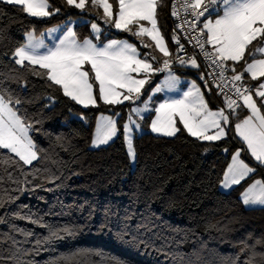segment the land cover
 <instances>
[{"label":"trees","instance_id":"trees-1","mask_svg":"<svg viewBox=\"0 0 264 264\" xmlns=\"http://www.w3.org/2000/svg\"><path fill=\"white\" fill-rule=\"evenodd\" d=\"M49 2L50 12L60 10L32 17L21 6L0 0V88L30 125L37 155L24 164L0 149V264H246L253 250L258 254L254 264H264L259 256L264 253V210H251L240 198L248 181H264V166L250 158L233 121L216 141L191 136L181 127L171 137L148 130L134 134L132 166L122 113L116 136L90 147L96 115L113 107L84 108L37 74L46 69L15 63V49L27 31L39 34L76 12L65 0ZM156 20L172 49L169 0H160ZM75 30L79 37L89 33L86 22ZM194 69L203 74L199 64ZM194 69L186 66L179 73L193 74ZM260 79L244 76L241 81L252 89ZM209 87L205 95L211 107L224 102ZM231 110L237 119L247 113ZM237 148L254 171L222 191L219 182Z\"/></svg>","mask_w":264,"mask_h":264},{"label":"snow or ice","instance_id":"snow-or-ice-1","mask_svg":"<svg viewBox=\"0 0 264 264\" xmlns=\"http://www.w3.org/2000/svg\"><path fill=\"white\" fill-rule=\"evenodd\" d=\"M4 2L21 6L22 11L32 17H47L60 10L57 8L50 12L49 0H4ZM159 2L160 0H117L118 7L114 19L113 5L109 0H90L93 9H103L105 23L113 24L116 29L130 32L137 37L146 34L155 41V46L160 52L168 57L170 53L157 28L156 11ZM88 3L89 0H66L67 5L81 10L85 9ZM183 10L186 14L190 11L196 22H199L201 17H205L203 27L198 30L196 43L202 50L204 43L213 46L214 52H205V56L220 67L221 77H223L224 62L244 60L246 52L253 59L250 63L245 61V71L251 74L252 79L264 77V58L255 59L257 54L264 55V0H185ZM172 15H179L175 5ZM213 15L216 16L215 19L208 18ZM144 21L148 22L150 27L141 23ZM184 22L191 23L188 20ZM191 27L195 28L196 25L192 23ZM92 28L99 32L97 24L93 23ZM26 35L27 43L15 49L14 56L17 57L15 63L24 65L27 61L28 65H39L40 68L46 69L45 73L37 74L46 75L48 80L62 87L65 96L81 105H95L94 83L98 84L99 99L107 104L132 100L134 94L138 96L147 82L146 79H136L132 74L141 72L147 74L153 70L150 63L137 58L139 53L136 47L126 40H112L103 47H98L90 39L79 42L73 29L68 28L62 37H58V43L49 47L42 38H36L33 32L29 31ZM200 36H206V40L202 42ZM173 39L179 42L178 38L173 37ZM254 41L260 46L249 50V46L253 45ZM180 62L185 61L181 59ZM191 63L196 66L195 60ZM168 64L169 61L166 59L164 66L168 67ZM85 65H90V69L85 70ZM169 79L174 81L175 77ZM242 79L243 73L232 76L234 82ZM259 89H264V83L259 84ZM244 91L248 92L249 89ZM235 92L237 96H242L245 106L251 111V115L235 125L236 131L245 142L251 156L264 165V114H261L251 95H244L239 87L235 88ZM256 95L264 98V91L257 90ZM12 103L11 96L6 97L3 89L0 88V149L14 153L24 164H31L37 155L33 150L34 144L28 136L30 125L24 124L17 111L10 106ZM15 103L18 104L20 101L17 100ZM227 104L232 108L236 101L228 98ZM133 111L138 110L133 109ZM156 113V119L151 124L153 132H162L167 136L175 135L178 129L175 127L174 118L178 115L184 128L192 136L209 141L218 140L225 134L224 129L220 127V121L222 119L226 123L228 119L223 111H209L198 89H195V92L189 90L184 93L183 99L160 104ZM105 119L107 123L97 129V138L94 141L97 145L107 143L115 133L114 122L110 118ZM209 128H216L218 131L215 135H207ZM128 152L131 157H135L130 139ZM239 156L240 152L237 151L232 157V163L225 174V188L239 184L254 171L247 163L240 160ZM242 202L251 210L257 208L264 210V181L256 180L252 183L242 193ZM52 235L56 234L52 233ZM257 256V252L253 250L246 264H254ZM259 256L264 259V253H260Z\"/></svg>","mask_w":264,"mask_h":264},{"label":"rangeland","instance_id":"rangeland-1","mask_svg":"<svg viewBox=\"0 0 264 264\" xmlns=\"http://www.w3.org/2000/svg\"><path fill=\"white\" fill-rule=\"evenodd\" d=\"M109 3H111L113 5L112 11L114 13L113 18L115 19V13H116L117 7H118L117 0H115V4H113L112 0H109ZM49 5H50V2H49ZM73 9L76 11L74 14L71 13V14H67V15L63 16V18L58 23L53 24V25L43 29L41 31V33L35 34L32 30H29V31L33 32V34L36 38H38V39L42 38L44 40L45 44L48 45L49 47H51L54 43H58V37H62L68 28L73 29V31L76 33V38L79 42L82 43L83 40L90 39L98 47H103L104 45L108 44L112 40H117V41L126 40L128 43L133 44L136 47L137 52L139 53L137 58L141 59V60H146L148 63H150L152 65V69H153L152 71H150L147 74H145L144 72H141L139 74H136V73L132 74L136 79H146L147 82L142 87L141 92L139 93L138 96H136L134 94V98L132 100H124L122 103L107 104L104 101L100 100L99 99V92H98V84L94 83L93 94H94V97L96 98V103H95V105L89 104L88 106H97L99 104L100 105L102 104V105H109V106L113 107V109L108 108L107 111H101L96 115V118L94 121V127L92 130V135H91V139H90V143H89L90 147L96 148L98 146L106 144V143H104V144H98L97 145L94 143V141L97 138L98 127L101 125H105L107 123V120L105 118H110L114 122L115 133L108 140V142L111 141L116 136V134L118 132L117 120L120 117V115L122 113H124V116H123L122 122H121L123 141H124V145H125V150L127 152L129 160H130V164L133 166L134 158L129 155L128 140L130 139L132 142L134 134H139V133L146 131V130H148L154 134H157V135L167 136V135L163 134L162 132H159V133L153 132L151 129L152 121L156 119V115H157L156 109L159 107L160 104L165 103L166 101L170 102L172 100L183 99L184 93L188 92L189 90H193V92H195V89H198L199 93L202 96L205 104L207 105V109L209 111H212V112L223 111L224 115L228 118L226 123L222 119L220 121V127H222L224 129V133H225L222 137H224L226 135L228 127L231 124V122L233 121V131H234L235 135L243 142L244 147L246 148L248 154L250 155V158L252 157L250 151L247 149L245 142L239 136V134L236 131V127H235V125L237 123L242 122L244 120V118L241 117L240 119H237L235 117L237 112L232 111L231 108L228 107V104L226 102H218L217 101L215 103V106L211 107V105L208 103V100H207L206 95H205V92H210L211 88L205 82H203L204 76L201 72L194 69L193 74H183V73H179L178 71L173 70V69L172 70H170V69L162 70L160 67V64L164 63V61L166 59L168 61H170V59H169L170 55L168 57H165L164 54L162 52H160V50L155 46V41H153L149 36H147L145 34L141 37H137V36L132 35L130 32L123 31L120 29H116L113 24L105 23L104 19H103V16H104L103 9L100 8V12H97L96 9H93L91 7V3H89V5L86 4L85 9H83V10L77 9L75 7H73ZM61 12H64V11L61 10ZM208 18L215 19L216 16L213 15V16L208 17ZM85 22L88 24L89 33L83 37H79L77 35L75 27H76V25L82 24ZM93 23L98 25V27H99L98 33L95 30H93V28H92ZM141 23L146 27H150V24H148V22H146V21L141 22ZM202 27H203V24H202ZM157 28L160 32V35L162 36V38L164 40V43L168 49V52L171 53L169 43H168L167 39L164 37V35L162 34V32L158 26V23H157ZM134 30H135V28H134ZM29 31H27L25 33L24 42L22 43V45L27 43V35L26 34ZM151 44L154 46V48L152 47L153 50L156 49L157 53L162 54L164 59L160 60V58L157 56V54H155L154 52L148 51L149 49H151ZM145 45H148V46L145 47ZM256 46H260L259 43L257 45L251 46V47L249 46V48H250L249 50H253L254 47H256ZM41 51H43V49H41ZM148 52L154 54L158 58L157 63H154L149 59V56H148L149 53ZM245 54H247V58L245 61L249 62L250 56H249L248 52H246ZM16 59H17V57H15V60ZM25 62H27V61H25ZM228 62H230L231 64L237 63V62H232V61H228ZM244 64H245V62H244ZM84 68H85V70H89L90 65H85ZM92 75L93 74L90 72V76H92ZM169 77H175V80L171 81L169 79ZM260 81L263 82L264 79H260ZM193 85H195V89H193ZM157 89H159V90H157ZM257 90H260V89H258L256 86H253V88L247 92V95L252 96V99L256 103L257 107L260 109L261 114H264V98H261L260 96L256 95ZM262 91H264V89ZM79 105L84 107V108L88 107V106L81 105V104H79ZM115 107H117V109H115ZM133 109H137L138 111H133ZM245 109L247 111V114L251 115V111H250V109L247 108V106H245ZM148 115H149V117L147 120V126H145L143 123H144L145 118ZM174 119H175V127L178 130L181 127L188 134H190L187 131V129L184 128V125L180 121V118L178 115ZM217 131L218 130L216 128H209L207 130L206 134L207 135H215ZM28 136L31 139V137L29 135V129H28ZM168 137H171V136H168ZM206 141H209V140H206ZM211 141H216V140H211ZM33 150L35 151V148ZM237 151L240 152L239 159L244 161L245 163H247L249 165V167H251V165L245 161V159L242 155V148L235 149L231 153L230 160H229V162H228V164H227V166L223 172L222 179L219 182L218 187L220 188V190H222V188H224V190H222V191H228L229 189H231L233 186L236 185V184L230 185V187H228V188L224 187L225 174L228 170L229 165L232 163V157L236 154ZM252 159L254 161H256L254 159V157H252ZM256 180L263 181L262 178H260V177L253 178L250 181H248L243 186V188L240 192L241 200H242V193Z\"/></svg>","mask_w":264,"mask_h":264},{"label":"built area","instance_id":"built-area-1","mask_svg":"<svg viewBox=\"0 0 264 264\" xmlns=\"http://www.w3.org/2000/svg\"><path fill=\"white\" fill-rule=\"evenodd\" d=\"M185 0H169L170 3V12L173 21L174 28L170 33L171 39V58L168 64V67L164 66V63L160 64L162 70H176L183 71L186 66H189L192 60H195L197 64L202 67L203 75L205 82L214 88L216 92L221 96L224 102L227 103V99L236 101V104L233 105L231 109H241L243 107V98L242 96H237L235 88L239 87L241 92L245 95V89H251L252 84L244 83L240 81H233L232 76L237 74L233 71V67L228 63L224 62L223 77H221V69L214 64L211 59L205 56V52H214L210 44L204 43L203 50L197 45L196 38L199 36V29L202 28L203 20L205 17H201L199 22L194 20V17L190 14H186L183 10V4ZM173 5L176 6V9L179 11L178 16L172 15ZM207 16V13H206ZM188 20L189 24H186L184 21ZM196 25L195 28L191 27V24ZM173 37L178 38V43ZM200 40L204 42L206 36H200ZM182 46V50L181 49ZM149 53V52H148ZM149 59L157 63L158 58L152 54H148ZM154 58V59H153ZM179 58V59H178ZM185 61L181 63L180 60Z\"/></svg>","mask_w":264,"mask_h":264},{"label":"crops","instance_id":"crops-1","mask_svg":"<svg viewBox=\"0 0 264 264\" xmlns=\"http://www.w3.org/2000/svg\"><path fill=\"white\" fill-rule=\"evenodd\" d=\"M204 21V20H203ZM211 46V45H210ZM154 48V46L151 44V49H149V51H151V52H154L155 54H157V56L160 58V60H162V59H164V57H163V55L162 54H159V53H157V51H156V49L155 50H153V48ZM212 47V46H211ZM256 47H259V46H256ZM213 48V47H212ZM145 49V48H144ZM147 49V48H146ZM214 50V49H213ZM250 58V60H249V63L250 62H252V57H249ZM261 58H264V55H261V54H257L256 55V57H255V59H261ZM235 65H236V63H235ZM235 65H233V68L235 69V72L237 73V74H241V73H243V77L245 76V79H247V80H255V79H252V77H251V74L250 73H247L246 71H245V68H246V64H242V65H239V67L237 68ZM189 67H191L192 69H194V68H196L197 67V63H196V66H193L192 64H190L189 65ZM193 71V70H192ZM259 78V77H258ZM260 83H264V81L263 82H261V81H259V82H257L256 83V85H254V86H256L258 89H259V84ZM260 90H263V89H260ZM245 95H247V93L245 94ZM243 107H244V109H245V105H244V100H243ZM246 110V109H245ZM247 116H249L247 113L243 116V118L245 119ZM243 143V142H242ZM251 159H252V157H251ZM253 160V159H252ZM222 188V187H221ZM222 190H224V188H222Z\"/></svg>","mask_w":264,"mask_h":264}]
</instances>
